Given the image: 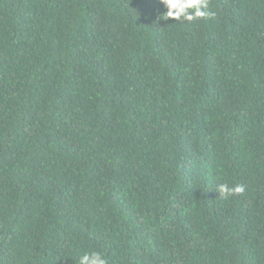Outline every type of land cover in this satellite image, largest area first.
I'll return each mask as SVG.
<instances>
[{
    "label": "trees",
    "instance_id": "trees-1",
    "mask_svg": "<svg viewBox=\"0 0 264 264\" xmlns=\"http://www.w3.org/2000/svg\"><path fill=\"white\" fill-rule=\"evenodd\" d=\"M208 5L0 0V264H264V0Z\"/></svg>",
    "mask_w": 264,
    "mask_h": 264
},
{
    "label": "clouds",
    "instance_id": "clouds-1",
    "mask_svg": "<svg viewBox=\"0 0 264 264\" xmlns=\"http://www.w3.org/2000/svg\"><path fill=\"white\" fill-rule=\"evenodd\" d=\"M166 7L162 18H172L180 20L181 18L191 21L197 18H208L214 15L208 10V0H160ZM219 195L227 196L242 193L244 188L238 185L230 188L227 184H221L217 188ZM78 264H108L105 257L99 252H86L79 257Z\"/></svg>",
    "mask_w": 264,
    "mask_h": 264
}]
</instances>
